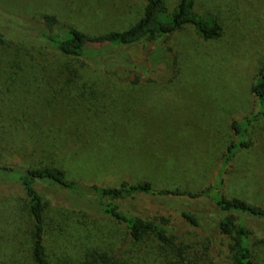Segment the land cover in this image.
<instances>
[{
	"label": "rangeland",
	"instance_id": "374dc122",
	"mask_svg": "<svg viewBox=\"0 0 264 264\" xmlns=\"http://www.w3.org/2000/svg\"><path fill=\"white\" fill-rule=\"evenodd\" d=\"M144 3L0 0V7L15 23L48 14L61 26L95 35L134 23ZM194 8L216 20L221 35L205 40L183 26L145 49L114 51L126 52L145 71L126 72L118 59L111 66H102L104 59L83 66L51 49L0 42V165H55L82 185L145 180L155 189L195 192L212 183L226 146L237 139L231 122L257 109L250 87L264 63V0H194ZM242 138L249 144L223 166L218 190L264 207V116L245 126ZM37 185L44 193L50 264L80 262L81 247L90 246L125 253L127 264H153L149 248L132 246L119 226L83 221L59 208L54 196L66 200L67 190ZM21 195L16 185L0 181V264H31ZM116 202L127 214L164 216L175 235L198 242L209 235L207 262L230 264L225 240L214 232L221 215L210 199L140 194ZM182 210L194 213L199 227L181 219ZM245 224L264 237V218L246 217ZM255 261L264 264V242L256 245Z\"/></svg>",
	"mask_w": 264,
	"mask_h": 264
},
{
	"label": "trees",
	"instance_id": "16d2710c",
	"mask_svg": "<svg viewBox=\"0 0 264 264\" xmlns=\"http://www.w3.org/2000/svg\"><path fill=\"white\" fill-rule=\"evenodd\" d=\"M13 15L0 7V42L51 49L58 55L76 59L83 66L88 65L87 62L96 64L100 59L105 60L102 66H111L118 59L126 72H133L137 68L145 71V68L133 63L126 52H114L120 46L140 45L145 49L183 26L189 27L196 36L205 40L221 35L220 24L212 18L198 14L194 8V0H174L171 6L166 0H145L141 16L134 23L122 30H109L95 35L70 26H61L54 16L48 14H42L37 20L23 18L21 23L13 22ZM250 91L256 101V112L242 122H231V130L237 139L226 146L225 160L217 170L214 181L195 192L155 189L145 180L122 181L114 186L82 185L69 179L65 171L55 165H0V181L16 185L22 193L19 207L29 219L31 264H50L45 240L47 223L44 216V193L38 188L39 183L67 190L71 195H67L66 200L59 201V192L54 198L59 208L68 209L79 216L77 219L87 222L108 220L119 226L132 246L149 248L147 252L154 255L153 264H212L211 261L207 262L205 256L210 247V236L207 235L198 242L192 236L186 238L175 235L164 216L142 217L127 214L119 209L116 201L140 194L208 198L221 215L214 222V232L217 237L224 238L226 258H229L230 264H257L256 245L264 242V237L256 238L245 224V218H264V207L237 197L228 198L218 190L223 182V166L231 160L236 149L246 148L249 144L247 139L242 138L244 127L264 116V63L259 67ZM3 203L7 206L11 204L7 199ZM179 216L190 226L199 227V220L194 213L182 210ZM85 238L89 237L85 235ZM81 248L85 252L81 253L83 259L80 262L79 259L78 262L68 260L66 264H127L124 261L125 253L116 256L114 251L98 246ZM62 262L63 259H57L55 264H64Z\"/></svg>",
	"mask_w": 264,
	"mask_h": 264
}]
</instances>
